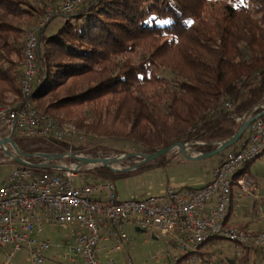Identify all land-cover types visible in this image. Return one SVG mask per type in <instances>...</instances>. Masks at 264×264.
I'll list each match as a JSON object with an SVG mask.
<instances>
[{
	"label": "trees",
	"instance_id": "16d2710c",
	"mask_svg": "<svg viewBox=\"0 0 264 264\" xmlns=\"http://www.w3.org/2000/svg\"><path fill=\"white\" fill-rule=\"evenodd\" d=\"M35 1L45 7L0 0V105L23 102L25 33L57 0ZM38 58L30 101L40 114L93 136L134 143L147 155L178 143L210 153L237 133L236 118L255 116L260 111L254 109L264 106V0H90L71 16L49 21L39 35ZM246 136L228 151L235 152ZM13 142L33 164L43 162L35 154L63 155L70 147L18 136ZM78 148L98 158L97 150L83 143ZM166 163L162 156L133 172L99 167L83 176L114 183ZM249 252L238 264L250 263Z\"/></svg>",
	"mask_w": 264,
	"mask_h": 264
},
{
	"label": "built area",
	"instance_id": "2783aa9c",
	"mask_svg": "<svg viewBox=\"0 0 264 264\" xmlns=\"http://www.w3.org/2000/svg\"><path fill=\"white\" fill-rule=\"evenodd\" d=\"M88 1L64 0L57 6L43 9L24 37L20 82L23 102L21 105H0V139L13 140L18 136L48 145L70 143L60 160H70V164L56 165L58 169L53 172H48L51 168L45 166L51 162L33 164L22 158L23 164H16L10 158L14 166L0 184V246H8L13 252L6 254L0 264H12L16 253L22 250L28 253L27 263L45 264V255L50 249L65 245L69 253L63 257V264H76L77 258L83 264H101L98 244L102 229L108 226L114 249L121 251L133 241L125 232L130 222L150 234L174 240L182 256H188L183 262L179 261L180 257H173L169 264L202 263L198 254L211 240L231 243L239 255L257 250L264 256V232L226 223L229 205L233 203L240 209L256 192L253 179L239 172L264 154V116L249 126L245 141L235 152H229L212 171L211 180L200 189L179 190L166 185L158 194L122 202L117 199L112 182H83L86 169L99 167L80 162L91 158L78 148L84 134L69 124L61 125L40 114L33 108L30 97L41 67L38 58L40 33L53 17L71 16ZM38 6L41 8L40 4ZM225 108L230 105L225 103ZM257 110L264 112V106L256 107L254 112ZM249 118L251 115L247 114L235 121L241 125ZM1 151L6 155L11 151L10 144L4 145ZM44 225H68L71 231L60 242L52 244L36 237ZM214 259L210 256L207 261L211 264ZM124 264L132 263L127 260Z\"/></svg>",
	"mask_w": 264,
	"mask_h": 264
},
{
	"label": "rangeland",
	"instance_id": "374dc122",
	"mask_svg": "<svg viewBox=\"0 0 264 264\" xmlns=\"http://www.w3.org/2000/svg\"><path fill=\"white\" fill-rule=\"evenodd\" d=\"M36 2V6L39 8L45 7L41 2L32 0ZM64 0H57L54 4L46 6V8L52 5L57 6L61 4ZM35 24V23H33ZM31 26V25H30ZM163 76L171 79L173 75L169 71H163ZM92 115V108L88 107L84 111V116L87 120ZM73 126L78 132L84 134V139L82 141L84 147L87 150H97L98 158L113 160L110 167L116 170H125L127 168H132L138 164L142 158L139 156H145L141 147L130 142H121L111 136L97 137L89 134L86 128L77 127L72 123H66ZM184 150L189 157H196L200 152L195 151L192 147H186L184 144ZM188 151V152H187ZM228 150L224 151L223 157H213L207 160L191 162L184 158L182 152L177 149H172L168 152L166 156L167 163L164 168L156 169L150 172L143 173L141 175L132 176L116 180L114 185L119 193L120 201L130 200L135 191L151 194H156V188L169 185L175 187L177 183H181L183 180H191L195 177L201 178L207 175L211 169V165L215 160L221 161L229 155ZM12 153V152H11ZM14 155V154H13ZM219 158V159H218ZM56 165H69L70 160H62L56 162ZM14 166L13 162L8 158L7 155L3 154L0 148V184L3 183L8 172ZM90 167L87 170L93 169ZM133 172V171H131ZM129 173V172H127ZM246 175L253 179L257 192L256 195L259 199L264 202V154L252 162L246 170ZM84 174V173H83ZM83 178V177H82ZM85 182V181H84ZM183 183V182H182ZM76 184L79 185L78 181ZM186 184V182H185ZM131 223V222H130ZM42 232L39 234V238L48 239L52 242L60 241L64 235H69L71 228L68 225H44L42 227ZM127 235L133 238V242L127 246L129 249L135 247V251L128 252L127 254L122 253L121 255H114L116 264H124L127 260H130L132 264H169V261L173 257H178L181 255L176 242L168 237H163L159 234L152 236L149 232H137L132 226L128 227ZM144 231V230H142ZM37 237V236H36ZM208 253L203 257V262L200 264H210L207 261L206 256H214V264H238V257L240 256L238 252L235 251L234 246L226 241H217L213 245L208 246ZM203 250H206L205 248ZM203 250L201 253H203ZM125 251V250H124ZM13 249L8 246H0V263L4 260L6 254H11ZM60 251H58L59 253ZM126 252V251H125ZM203 253V254H205ZM27 251L22 250L17 252L12 260V264H29L26 261ZM231 260V263L228 262ZM251 260L249 264L255 262L257 264L261 262L262 258L258 255H251ZM227 261V262H226ZM48 262V263H47ZM46 264H51V261H47ZM198 264V263H189Z\"/></svg>",
	"mask_w": 264,
	"mask_h": 264
},
{
	"label": "crops",
	"instance_id": "0c3cea01",
	"mask_svg": "<svg viewBox=\"0 0 264 264\" xmlns=\"http://www.w3.org/2000/svg\"><path fill=\"white\" fill-rule=\"evenodd\" d=\"M250 115H251V117L253 116L252 114H250ZM214 157H216V156H214ZM209 159H211V158H209ZM205 160H207V159H205ZM56 162H58V161H56ZM191 162H195V161H191ZM51 163L53 165L57 164V163H53V162H51ZM219 164H220V161L215 160L214 163L211 165L212 167L206 176L201 177V178L195 177L189 181L183 180L182 181L183 183L182 182L177 183L178 185H175L174 188L179 189V190H182V189L183 190H185V189L196 190V189L202 188L205 184H207L211 180V173ZM97 168H99V167H97ZM82 177H83V182L85 181V183H90L87 179L84 178V176H82ZM185 182H186V184H185ZM163 189L164 188H162V187L156 188V194L160 193ZM256 192H257V190H256ZM116 195H117V199H118L119 193H118L117 189H116ZM149 195H150L149 192H147L145 194L144 193L141 194V192H139V190H137L134 192V194L132 195V197L130 199H144L145 197H147ZM151 195H153V194H151ZM226 223L229 226H235V227H240V228H244V229H249V230L254 231V232H264V202L258 198L256 193H254V195L252 197L245 200V202L243 203V207L240 209H236L234 207V204L231 203L229 205V208H228ZM130 226H132V228L136 229L137 232H142V233L147 232V231H142L141 229H138L134 225L133 222L129 223L125 227V232H127L126 230ZM41 232L42 231H40L39 233L36 234L37 239L38 240H48V239L39 238V234ZM155 235L156 234H152V236H155ZM64 236H63V238H64ZM48 241H50V240H48ZM60 241H54V242L50 241V242L52 244H54V243L60 242ZM214 242H217V240L211 241L210 243L206 244L202 248V250L204 248L206 249V250H203V253H205V251H207V253H208L209 252L208 246L213 245ZM98 248H99V253H98L99 254V260H100L101 264H110V262H112V261L116 264L115 258H113V257H115L114 255H121L122 253L127 254V251H128L127 249H129L128 247L122 248L121 251H116L114 249L113 242L110 239L108 226H105L101 231V239H100V242L98 244ZM202 250H201V252H202ZM58 251H60V252L58 253ZM132 251H135V247H133V246L131 247V249H129L128 252H132ZM68 253H69V250H68V247L66 245L60 249L52 248L45 255V260H46L45 264L47 261H51V264H63V257H66ZM249 254H250L249 255V262H250V261H252L251 255L255 254L254 250H251L249 252ZM257 254H260V253H257ZM181 256H182V254L179 255L178 257H181ZM206 257L208 258L210 256H206ZM228 262L231 263V260H228ZM76 264H83V263H82L81 259L77 258ZM211 264H214V262ZM259 264H264V263L261 262Z\"/></svg>",
	"mask_w": 264,
	"mask_h": 264
},
{
	"label": "water",
	"instance_id": "95a60500",
	"mask_svg": "<svg viewBox=\"0 0 264 264\" xmlns=\"http://www.w3.org/2000/svg\"><path fill=\"white\" fill-rule=\"evenodd\" d=\"M250 115V113L248 114ZM264 116V112H261L255 116H252L251 118H249L248 120H246L245 122H243L237 133L228 141L220 143L218 145V147L210 152V153H202L196 157H189L187 156L185 150H184V144L178 143L175 144L167 149H163L160 150L156 153L153 154H149V155H145V156H139L140 158H142V160L136 164L134 167L132 168H127L125 170H116L110 167V164L113 162V160H108V159H103V158H84L82 160H80L81 163H86V164H95L98 165L99 167H105L108 168L109 170H111L114 173H120V172H131L134 171L136 169H138L141 165L152 162L162 156H165L168 154V152L174 148L178 149L179 151L182 152V155L184 156L185 159L189 160V161H201V160H205V159H209L212 158L214 156H217L221 153H223L224 151L230 149L231 147L235 146L238 141L242 138V136L247 132L249 126L258 118L263 117ZM6 144H10L11 146V151L6 152V155L9 158H12L14 163L16 164H23L22 158L23 159H27L28 155L22 153L14 144L12 139H0V147L2 148L4 145ZM12 152V153H11ZM14 154V155H13ZM34 157H38L41 158L43 161L45 162H54V161H60L62 159V155H49V154H35ZM45 166L47 168H51V169H58V166L53 165V164H45Z\"/></svg>",
	"mask_w": 264,
	"mask_h": 264
},
{
	"label": "bare ground",
	"instance_id": "6f19581e",
	"mask_svg": "<svg viewBox=\"0 0 264 264\" xmlns=\"http://www.w3.org/2000/svg\"><path fill=\"white\" fill-rule=\"evenodd\" d=\"M185 149V148H184ZM186 151V150H185ZM188 152V151H187Z\"/></svg>",
	"mask_w": 264,
	"mask_h": 264
}]
</instances>
